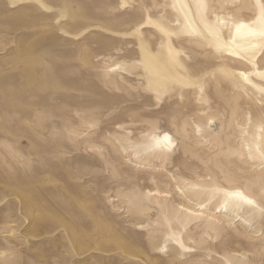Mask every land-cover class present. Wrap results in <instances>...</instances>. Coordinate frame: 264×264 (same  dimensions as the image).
Masks as SVG:
<instances>
[{
    "label": "rangeland",
    "instance_id": "374dc122",
    "mask_svg": "<svg viewBox=\"0 0 264 264\" xmlns=\"http://www.w3.org/2000/svg\"><path fill=\"white\" fill-rule=\"evenodd\" d=\"M202 2L264 27V0ZM182 21L173 0H0V264H264V200L232 213L219 193L264 192V161L236 151L264 122V44L217 67L230 24L205 41ZM196 156L216 158L215 191Z\"/></svg>",
    "mask_w": 264,
    "mask_h": 264
},
{
    "label": "bare ground",
    "instance_id": "6f19581e",
    "mask_svg": "<svg viewBox=\"0 0 264 264\" xmlns=\"http://www.w3.org/2000/svg\"><path fill=\"white\" fill-rule=\"evenodd\" d=\"M175 1L177 9L180 11V13L183 16V21L181 23V26L194 36L201 38L205 41L206 38L200 28V25H202L203 28H205L207 31L211 32L212 34L221 37V27L222 26H227L230 24L229 32H228V38L230 39L228 44H221L219 42L214 43V50L215 52V58L217 60L216 66L217 67H222L225 65L224 61L220 58H223L221 52L224 53V55H232V56H240L241 54H245L248 58L253 59L254 57V52H258L259 49H261V46L264 44V27L257 22H251V21H244V20H239L235 22H225L223 19L224 17L221 16H215V22L210 23L209 21L205 20L203 10L205 5L203 4L202 0H191L193 3L194 9L197 12V17L200 22V25L198 24L197 20L195 19L196 17L193 16L192 11L189 7V5L186 3L185 0H173ZM264 16V15H263ZM227 20V19H226ZM175 21V20H174ZM214 21V20H213ZM160 28V27H159ZM224 29V28H222ZM228 30V29H227ZM227 38V39H228ZM228 39V40H229ZM213 40V39H212ZM199 42V41H198ZM179 48V47H178ZM195 48V47H194ZM208 48V45H207ZM211 48V47H210ZM206 49V48H205ZM203 50V49H202ZM220 52V53H218ZM201 53V52H200ZM181 54V53H180ZM189 54V53H188ZM187 56V55H185ZM174 58V56H171ZM213 57V56H212ZM263 57V56H262ZM179 58V57H178ZM183 58V57H182ZM209 59V58H208ZM226 59V58H225ZM193 62V61H192ZM206 62V61H205ZM153 68L158 66L157 62H153ZM193 64V63H192ZM246 64V63H245ZM177 65L179 67H182V64L180 62H177ZM184 65V64H183ZM191 66V65H189ZM225 67V66H224ZM192 69V68H191ZM179 70V69H178ZM176 70V72L178 71ZM211 70V67H210ZM199 71V70H198ZM223 77H226L229 81V83L232 85L233 88H240L241 90L244 87V82L248 80L246 77V74L242 71H238L234 73L233 71L225 68V70H221ZM188 73V72H187ZM179 74V73H178ZM210 71H204L203 75L209 76ZM256 76L260 78H264V69L263 70H257L255 71ZM156 76H152L149 78V82L155 81ZM212 77V76H210ZM155 79V80H154ZM203 79V76H202ZM158 80V79H157ZM216 81V80H214ZM178 82H182L183 84L186 85H191L197 83L196 80V75L194 73H190L187 75H182L178 78ZM159 83V82H158ZM251 84V83H250ZM197 85V84H195ZM228 85V84H227ZM253 86L259 89L264 90V87H262L259 83H256L253 81ZM157 87V86H156ZM159 88V87H158ZM250 90V89H249ZM235 91V90H234ZM251 91V90H250ZM251 93V92H249ZM199 96V95H198ZM244 96V95H243ZM258 97V95H257ZM261 99V98H260ZM264 99V98H263ZM247 100V99H246ZM251 104V103H250ZM260 112V111H258ZM261 113V112H260ZM248 114V112L246 113ZM245 117V116H244ZM245 119V118H244ZM249 119V118H248ZM238 121V120H237ZM231 122V121H230ZM229 122V123H230ZM197 124V123H196ZM228 125V124H227ZM253 127V126H252ZM255 128V127H254ZM238 129V128H237ZM243 129V128H242ZM256 132L253 133L252 137L245 138V132H242L240 134V140H239V145L236 149V151L242 156L246 152L249 153L250 156L257 158L258 160H263L264 161V122L256 126ZM241 130V129H240ZM244 131V130H243ZM181 132V131H180ZM250 132V131H248ZM153 135V134H152ZM182 135V134H181ZM180 135V136H181ZM196 135V134H195ZM179 136V137H180ZM183 137V136H182ZM187 139V138H186ZM225 140V139H224ZM229 140V139H228ZM181 141V140H180ZM209 141V138H208ZM234 141V140H233ZM151 142L153 145H161L165 144L168 145L169 147L173 143V139L168 133H162L161 135H154L151 137ZM183 142V141H182ZM226 142V141H224ZM223 142V143H224ZM232 142V141H231ZM182 144V143H181ZM152 145V146H153ZM183 145V144H182ZM189 145V144H188ZM213 145V144H212ZM211 145V146H212ZM231 146V145H230ZM233 146V145H232ZM236 146V145H235ZM234 146V147H235ZM210 147V146H209ZM228 147V146H227ZM231 148V147H230ZM188 149V148H187ZM210 149V148H209ZM208 150V149H207ZM226 150V149H225ZM235 151V152H236ZM193 152V151H192ZM211 152V151H210ZM229 152V151H228ZM183 153V152H182ZM212 153V152H211ZM210 153V154H211ZM227 153V152H226ZM215 154V153H214ZM224 154V153H223ZM217 155V154H216ZM227 155V154H226ZM157 156V155H156ZM233 155H231L232 157ZM246 156V154H245ZM213 157V156H211ZM211 157H206V159H203L201 156H196L198 161H200L203 164V167L205 169V176H207V179L205 180L206 187L209 188V190L215 191L216 189L213 187L215 184L216 177L214 173L210 172L209 170L211 169V165L209 166V161H211ZM230 157V158H231ZM244 157V156H243ZM248 157V156H247ZM215 158V157H213ZM212 158V159H213ZM216 159V158H215ZM214 159V160H215ZM235 159L236 156H235ZM232 160V159H231ZM240 160V159H239ZM213 161V160H212ZM248 161V160H247ZM253 161V160H252ZM227 162V161H226ZM231 162V161H230ZM238 162V160H237ZM244 162V161H243ZM243 162L241 164H243ZM255 162V161H254ZM212 163V162H211ZM251 163V162H249ZM234 164V163H233ZM237 164V163H235ZM247 164V163H246ZM252 164V163H251ZM256 164V163H255ZM236 166V165H235ZM213 167H217L219 173L221 174L223 179L229 181H235L238 180L239 178L236 176H232L226 171L221 165H219L216 160L213 162ZM212 167V168H213ZM244 167V166H243ZM236 168V167H235ZM250 168V167H249ZM202 169V168H201ZM214 169V168H213ZM257 169V168H256ZM207 170V171H206ZM228 170V169H227ZM254 170V169H253ZM201 171V170H200ZM233 171V170H232ZM256 171V170H255ZM230 172V171H229ZM236 172V171H235ZM232 174V173H231ZM254 174V173H253ZM252 174V175H253ZM261 174V179L262 182L264 181V174ZM235 175V174H234ZM241 175V174H240ZM243 176V175H242ZM249 176V175H248ZM194 177V176H193ZM247 176H245L246 178ZM255 178V177H254ZM220 180V179H219ZM223 180H221L222 182ZM241 181V179L239 180ZM238 181V182H239ZM219 182V181H218ZM217 182V183H218ZM225 182V181H224ZM234 182V183H235ZM242 183V181H241ZM240 183V184H241ZM259 183V182H258ZM256 182V180L252 178H248L244 182L245 189L242 190L240 188L234 187L232 189H227V190H221L219 191L220 196L222 198V205L220 206L224 211L232 212L235 213L236 211L240 210L242 207H247L251 212L258 213L261 210V202L264 200V192L260 188V185ZM239 184V185H240ZM235 186V184H233ZM242 186V185H241ZM216 207V205H215ZM219 209V208H218ZM231 213V214H232ZM229 214V213H228ZM237 214V213H236ZM232 216V215H231ZM235 217V216H234ZM238 217V216H236ZM239 218V217H238ZM220 221V220H219ZM242 222V221H241ZM237 252V251H236ZM239 256V255H238ZM245 256V255H244ZM236 257V256H235ZM252 264V263H251ZM255 264V263H254Z\"/></svg>",
    "mask_w": 264,
    "mask_h": 264
}]
</instances>
